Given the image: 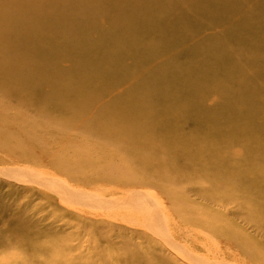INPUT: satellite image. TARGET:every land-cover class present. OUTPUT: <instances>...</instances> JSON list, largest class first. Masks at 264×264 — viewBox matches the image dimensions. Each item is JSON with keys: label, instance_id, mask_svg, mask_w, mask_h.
Returning a JSON list of instances; mask_svg holds the SVG:
<instances>
[{"label": "bare ground", "instance_id": "obj_1", "mask_svg": "<svg viewBox=\"0 0 264 264\" xmlns=\"http://www.w3.org/2000/svg\"><path fill=\"white\" fill-rule=\"evenodd\" d=\"M16 172L52 210L17 209L0 264H188L141 212L98 210L112 191L182 195L161 202L182 250L264 264V0H0V174Z\"/></svg>", "mask_w": 264, "mask_h": 264}, {"label": "rangeland", "instance_id": "obj_2", "mask_svg": "<svg viewBox=\"0 0 264 264\" xmlns=\"http://www.w3.org/2000/svg\"><path fill=\"white\" fill-rule=\"evenodd\" d=\"M115 156V155H114ZM143 156L144 157H146L147 155H146V153L144 154L143 153ZM115 158H117L116 160H118V159H120V156H118V155H116L115 156ZM114 160V159H113ZM181 164L183 165V163H179L178 165L179 166H181ZM137 166V165H136ZM167 166H169V165H166V169L170 172V166L169 167H167ZM137 169L135 170V172L134 173H145V172H147V170H146V168H145V166H140V167H136ZM17 169V168H16ZM14 171H17V170H14ZM149 171V170H148ZM1 176H0V180L1 181H3V185L2 184H0V241H2L3 240V237H6V236H10L11 234H18V233H20V231L22 230V225L19 223V222H17L16 220H15V217H16V214H17V209L18 208H21L22 209V211L24 212L25 211V209L27 210V211H30V212H27L26 213V216L28 217V216H32V215H35V219H37V220H39V219H44V218H46V216L47 215H49V212L52 210V209H48L47 208V210L46 211H43L42 209H41V206L40 205H38V204H44V201H38V199L36 198V197H31V193H29V192H27V190L25 191V190H23L21 187H22V185H25V184H23L21 181L22 180H25V181H30V180H32L33 181V179H30V178H32L31 176H27V175H25V174H22L21 172H16L15 174H13V175H15V177L13 178H8L9 176L8 175H3V174H0ZM19 175V176H18ZM186 175H188V173H186L183 177H186ZM7 176V177H6ZM22 176V177H21ZM145 176H147V177H149L147 174L145 175ZM165 176V177H164ZM164 176H162V177H159V179L160 180H169V179H171V180H173V179H175V178H178V176H179V174H176V173H166V175H164ZM209 176V175H208ZM22 178V179H21ZM14 179V180H13ZM7 180H9V182L7 181ZM149 182H150V179L148 180ZM187 187V186H186ZM189 189V188H188ZM60 190V189H59ZM188 192H187V195L189 194V198L191 199V200H193L192 198H193V196H192V194L189 192L190 190H187ZM66 191L65 190H62V192L61 193H63V194H66L65 193ZM177 192H178V190H177ZM179 192H180V190H179ZM123 193H119V192H109L108 193V195H106L105 197H103L101 200H102V202L100 203V202H98L99 204H97V202H96V206H97V208H98V210H101L102 212L103 211H105V212H107V211H109V209H108V206L110 205V202H111V200H113L112 202H114L115 200V202L116 203H119L120 201H121V203H124L123 205L124 206H127V205H129V206H127V211H124L123 212V215L124 214H134V213H136V212H141L145 217H147L148 218V220L151 222V219H152V221L154 220L155 221V219L156 218H159V219H162V220H159V219H156V222H154L153 221V223H155V225L157 224V225H159V224H161L162 223V225H160V226H157L156 225V227H157V229L156 230H159V232L161 233V235H162V232H163V235L162 236H160V233L158 232V231H155L154 230V228H156L154 225H153V223L151 224V226L152 227H150V225H149V229H151V228H153V229H151L152 230V235H153V237H154V239H155V242L158 244V245H160V246H163V247H166V248H171V247H173L172 248V250H174V248L175 249H179L178 251L176 250V252H177V254H178V257L179 258H181V259H184L188 264H203L204 262L203 261H200L198 258H196L195 259V257L193 258V256L191 255V254H188V253H186L184 250H182L181 249V247L180 246H178V244H177V242H176V239H175V235L173 234V233H171V232H168V225H167V219H164V218H162V214L164 213V217L165 218H167V216H169V218L171 219V218H173V217H175L173 214L172 215H166L165 214V212H164V210H161V202L163 201H167V200H173V201H175V200H177V201H181L182 200V195H176L175 197H173V198H168V197H164V196H162L161 194H157L156 196H152L151 198H148V199H145V201L146 200H149V202L148 201H144V200H141L140 199V197H138V196H128V195H124ZM191 196V197H190ZM123 197V198H122ZM120 198V199H119ZM125 199L126 200V198H127V204L124 202V200H122V199ZM129 198L132 200V199H134V200H132V202L129 200ZM137 198V199H136ZM106 199H108L107 201H106ZM139 199V200H138ZM194 199H197L196 200V202L198 203V204H200V201H199V199H198V197H195ZM104 200L106 201L105 203H103L104 202ZM117 201H119V202H117ZM150 201L152 202V203H150ZM111 202V203H112ZM131 203V206H130V203ZM137 203V204H135V203ZM147 202H148V204H150V205H148L147 204ZM139 203H141V204H143L142 205V207H140L141 205L139 204ZM102 204V205H101ZM104 204V205H103ZM151 204H154V207H152L153 205H151ZM202 205H207V204H204V203H201ZM136 205V206H135ZM147 205V206H146ZM104 206H105V208H104ZM151 206V207H150ZM144 207V208H143ZM155 207H157V209L155 208ZM105 210H104V209ZM110 208V207H109ZM150 208V209H149ZM153 208V209H152ZM40 209V211L41 212H38V210ZM106 209H108V210H106ZM144 209H148V210H152L153 212L155 211V213H153L152 211H148V210H144ZM158 211V213H159V216L160 217H158L157 215H156V210ZM34 212H35V214H34ZM148 212V213H147ZM150 213H151V215H150ZM155 216V217H154ZM157 216V217H156ZM51 220V219H50ZM50 220H46V221H44V222H42V225H44V224H48V223H51V221ZM110 221L112 220H116V221H118V222H120V223H122V224H124L125 226H126V236H128V237H130V238H132L133 237V241L137 244V245H139V246H141V244L143 245V246H145L146 245V241H145V239H144V234L142 235L141 234V236H140V238L138 239L137 237H136V235L134 234L135 233V231L136 230H138V231H140L141 233H142V231H144V230H147V228L146 227H142L141 225H139V224H130L129 222H126V224L124 223V221L123 220H121V218H116L115 216L114 217H111L110 219H109ZM158 220L160 221V222H158ZM173 220H174V224H175V226L173 227V231H180V224L173 218ZM61 223H58V224H56L57 226H60L61 228H62V230H66V233H65V235H68L69 233H70V231L68 230V228L67 227H64V226H62V225H60ZM165 224V225H164ZM166 225H167V227H166ZM162 226H164L165 228H166V231L165 230H163V227ZM104 230H106L108 227H107V224L105 225V226H101ZM141 227V228H140ZM143 228V229H142ZM160 228V229H159ZM112 230H113V227L111 228ZM107 230H110V229H107ZM155 231V232H154ZM177 231V232H178ZM157 232V233H156ZM156 233V234H155ZM118 234H119V232L117 231V230H113V232L111 233V240L114 242V243H119L120 242V238L118 237ZM164 235H166V236H164ZM84 236V238H82L83 239V241H84V244L83 245H86V243H85V241L86 240H88L87 239V236H85V234L83 233V235H82V237ZM162 237H164L163 239H164V241H162L163 239H160V238ZM25 238V235H23L22 236V238H20V239H24ZM166 238V239H165ZM170 238V239H169ZM75 239H78L77 237H73V240L75 241ZM171 242H170V241ZM87 242V241H86ZM166 242V243H165ZM172 245H171V244ZM167 244V245H166ZM198 244H201V243H198ZM165 245V246H164ZM168 245H170L169 247H168ZM178 247V248H177ZM175 251V250H174ZM183 251V253H186L185 255V257H184V254L183 253H181ZM120 252V251H119ZM175 252V253H176ZM179 253H181L182 254V256L179 254ZM188 256V258H186ZM193 259H192V258ZM195 259V260H194ZM189 260V261H188ZM192 260V261H191ZM199 261L200 263H198L197 261ZM203 262V263H202ZM205 264V263H204Z\"/></svg>", "mask_w": 264, "mask_h": 264}]
</instances>
